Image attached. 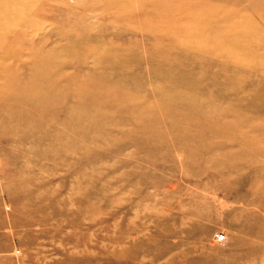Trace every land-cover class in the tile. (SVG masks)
<instances>
[{"label": "rangeland", "instance_id": "rangeland-1", "mask_svg": "<svg viewBox=\"0 0 264 264\" xmlns=\"http://www.w3.org/2000/svg\"><path fill=\"white\" fill-rule=\"evenodd\" d=\"M166 3H0V264H264V0Z\"/></svg>", "mask_w": 264, "mask_h": 264}, {"label": "bare ground", "instance_id": "bare-ground-1", "mask_svg": "<svg viewBox=\"0 0 264 264\" xmlns=\"http://www.w3.org/2000/svg\"><path fill=\"white\" fill-rule=\"evenodd\" d=\"M12 1L13 0H0V3L9 4ZM70 1H77V0H70ZM111 2L117 4L115 9L113 10V12H115L117 16L123 15L126 12H130L133 15L142 14V22H144L145 24L152 23L155 21V19H157V29L160 31V33H163L164 35H162V37L159 38H154L156 39L154 48L156 49H164L166 47L168 48V35L165 34H166V30L169 29L168 28L169 25L167 26V21H165V17L163 18V16H165L164 11L169 10L166 0L161 1V9H162V15L160 16L161 19L159 17L157 18V11L160 8L157 5L158 2H155L154 0H136L133 2L125 1V0L122 1L111 0ZM136 25L138 26V23H133L134 28H137ZM166 50L168 49H165V52L162 53L163 54L162 58L165 59V61L167 59ZM156 61H158V59H156Z\"/></svg>", "mask_w": 264, "mask_h": 264}]
</instances>
